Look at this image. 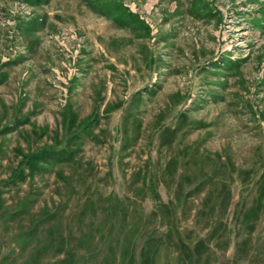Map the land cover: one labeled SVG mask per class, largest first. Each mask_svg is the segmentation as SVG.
I'll return each mask as SVG.
<instances>
[{"label":"rangeland","instance_id":"rangeland-1","mask_svg":"<svg viewBox=\"0 0 264 264\" xmlns=\"http://www.w3.org/2000/svg\"><path fill=\"white\" fill-rule=\"evenodd\" d=\"M0 79V181L95 115L2 187L0 264H264V0H0Z\"/></svg>","mask_w":264,"mask_h":264},{"label":"trees","instance_id":"trees-1","mask_svg":"<svg viewBox=\"0 0 264 264\" xmlns=\"http://www.w3.org/2000/svg\"><path fill=\"white\" fill-rule=\"evenodd\" d=\"M123 11L125 10L126 12H128L126 9L122 8ZM121 9V10H122ZM116 14L119 15V9H116ZM148 29V27H147ZM2 82V80L0 79V83ZM64 119L67 122L68 121V127H67V131L69 130L70 127V131H71V127L74 126V122L75 118H74V114L71 110V106L69 104H66L65 106V110H64ZM95 121V115L91 116V118H88V120H86V122H82V124H80L78 126V128L73 131L72 133H70V136L67 137L64 141H63V146L62 148L59 146H50V147H42L40 149L37 150H33V151H29L26 154H22V158L21 160L18 162L17 167L15 168V170L12 172V175L8 178V180H3L0 181V197L2 194V187H4L5 185H16L18 182H24L26 180V178L32 176L33 174L45 169L47 167V165H53V164H61L64 162H73L74 161V157L77 153V148L72 147V145H78V141H79V133L82 134H89V130L91 128V125L94 123ZM20 123V121L18 119H15L13 121V123H8L6 125H3L0 127V135L7 133L8 130L10 129V127H12L13 124H18ZM69 132V131H68ZM86 132V133H84ZM69 135V134H67ZM74 142V143H73ZM62 145V144H61ZM264 197V183H262L259 187V193L257 196V204H260L262 202V199ZM25 203L24 205H22L20 208L15 209L11 212H9V214H3V209H2V201L0 198V218H5L8 216H13L14 218H19L21 215L27 213V208H25ZM49 214V213H48ZM45 217V216H44ZM44 219H39V221L37 220H33V222L30 225L29 230L27 231L26 234L28 235H33L35 234V232H37V230L39 229V227L42 225V223ZM151 244V248H143L140 253V259L142 261V264H153V257L155 256V250L157 249L159 243H161L159 240L158 241H153V238L149 237V239L147 240V243ZM146 243V244H147ZM197 250L196 247L191 250L188 251L186 250V252H184V257L181 258V263L182 264H187V261H189L191 259V256L194 255V251Z\"/></svg>","mask_w":264,"mask_h":264}]
</instances>
